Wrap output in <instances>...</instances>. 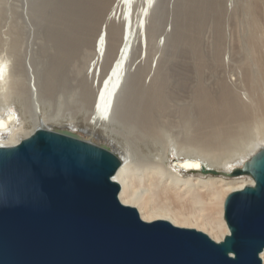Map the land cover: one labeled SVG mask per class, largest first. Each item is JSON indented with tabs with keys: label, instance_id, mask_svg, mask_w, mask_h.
Wrapping results in <instances>:
<instances>
[{
	"label": "bare ground",
	"instance_id": "bare-ground-1",
	"mask_svg": "<svg viewBox=\"0 0 264 264\" xmlns=\"http://www.w3.org/2000/svg\"><path fill=\"white\" fill-rule=\"evenodd\" d=\"M235 5L0 0V146L48 123L101 136L122 204L222 240L225 197L253 183L225 173L264 147V0Z\"/></svg>",
	"mask_w": 264,
	"mask_h": 264
},
{
	"label": "water",
	"instance_id": "water-1",
	"mask_svg": "<svg viewBox=\"0 0 264 264\" xmlns=\"http://www.w3.org/2000/svg\"><path fill=\"white\" fill-rule=\"evenodd\" d=\"M120 165L109 147L67 129L0 146V264H262L264 147L225 173L253 183L225 197L220 241L143 221L118 200Z\"/></svg>",
	"mask_w": 264,
	"mask_h": 264
},
{
	"label": "rangeland",
	"instance_id": "rangeland-1",
	"mask_svg": "<svg viewBox=\"0 0 264 264\" xmlns=\"http://www.w3.org/2000/svg\"><path fill=\"white\" fill-rule=\"evenodd\" d=\"M243 3V0H235V3H236V10H237V15H238V17L239 18H241L240 16H242V14H241V7H242V3ZM237 7H238V9H237ZM241 14V15H240ZM167 18H172V15L170 16V14L169 15H167ZM243 18V17H242ZM165 25H166V22H165ZM170 52V55H171V57H170V60H172V61H176V59H178L177 58V56H175V55H173L174 53V50L173 49H171V50H169ZM173 51V52H172ZM174 58H176V59H174ZM171 61V63H174V62H172ZM154 65V64H153ZM49 125H54V127H57V128H69V129H71V130H75V132H77V133H79L80 135H82L83 137H85V138H87V139H89L90 141H92V142H96V143H107V144H110L111 145V143L109 142L110 140H106V139H104L103 137H101V136H97V135H95V134H92L91 132H84L83 130H81V129H79V128H74V127H72V126H69V125H60V124H52V123H48ZM48 125V126H49ZM47 126V125H46ZM249 177V176H248ZM172 207L174 208V209H176V210H179V211H186V212H189L190 210H187V209H184V208H181L180 207V205L179 204H176V203H173V205H172ZM193 212V211H192ZM197 212V211H196ZM194 213V212H193ZM195 214V213H194ZM196 215L197 216H201V217H206L205 216V214H203V213H199V212H197L196 213Z\"/></svg>",
	"mask_w": 264,
	"mask_h": 264
}]
</instances>
